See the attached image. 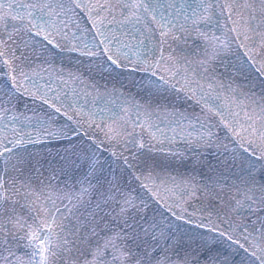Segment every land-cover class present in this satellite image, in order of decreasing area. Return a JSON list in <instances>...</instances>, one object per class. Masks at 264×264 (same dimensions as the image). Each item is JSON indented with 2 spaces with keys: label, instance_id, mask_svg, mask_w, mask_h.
I'll return each instance as SVG.
<instances>
[{
  "label": "snow or ice",
  "instance_id": "obj_1",
  "mask_svg": "<svg viewBox=\"0 0 264 264\" xmlns=\"http://www.w3.org/2000/svg\"><path fill=\"white\" fill-rule=\"evenodd\" d=\"M0 264H264V0H0Z\"/></svg>",
  "mask_w": 264,
  "mask_h": 264
}]
</instances>
